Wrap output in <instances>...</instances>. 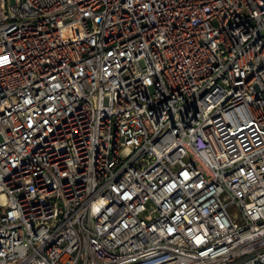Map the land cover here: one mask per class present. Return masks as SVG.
<instances>
[{
	"label": "built area",
	"instance_id": "obj_1",
	"mask_svg": "<svg viewBox=\"0 0 264 264\" xmlns=\"http://www.w3.org/2000/svg\"><path fill=\"white\" fill-rule=\"evenodd\" d=\"M0 264H264V0H0Z\"/></svg>",
	"mask_w": 264,
	"mask_h": 264
}]
</instances>
